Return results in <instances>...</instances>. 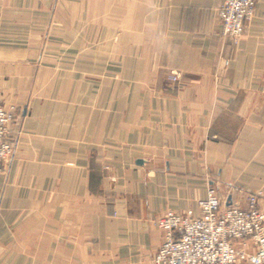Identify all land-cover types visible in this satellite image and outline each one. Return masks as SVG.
Masks as SVG:
<instances>
[{
    "label": "crops",
    "instance_id": "1",
    "mask_svg": "<svg viewBox=\"0 0 264 264\" xmlns=\"http://www.w3.org/2000/svg\"><path fill=\"white\" fill-rule=\"evenodd\" d=\"M223 1L0 0V264H153L209 185L264 208V0L238 45Z\"/></svg>",
    "mask_w": 264,
    "mask_h": 264
},
{
    "label": "built area",
    "instance_id": "2",
    "mask_svg": "<svg viewBox=\"0 0 264 264\" xmlns=\"http://www.w3.org/2000/svg\"><path fill=\"white\" fill-rule=\"evenodd\" d=\"M254 13L255 0H224L217 9L223 37L238 45ZM170 77L178 80L180 73L172 71ZM16 115L17 106L5 104L0 83V170L14 150L8 136ZM262 195L249 192L242 205L209 185L198 212L167 209L156 220L164 237L153 264H264ZM249 241L252 245L245 246Z\"/></svg>",
    "mask_w": 264,
    "mask_h": 264
},
{
    "label": "rangeland",
    "instance_id": "3",
    "mask_svg": "<svg viewBox=\"0 0 264 264\" xmlns=\"http://www.w3.org/2000/svg\"><path fill=\"white\" fill-rule=\"evenodd\" d=\"M1 83V82H0ZM2 85V84H1ZM3 88V87H2ZM3 95H4V89H3ZM5 102V101H4ZM5 104L7 105V106H10V105H12V104H14V105H16L15 103H6L5 102ZM17 106V105H16ZM17 113H18V106H17ZM16 117H17V115H16Z\"/></svg>",
    "mask_w": 264,
    "mask_h": 264
}]
</instances>
